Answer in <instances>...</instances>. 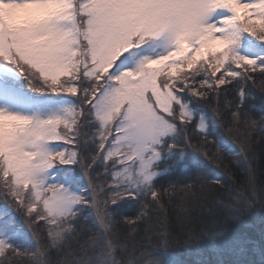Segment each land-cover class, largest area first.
Masks as SVG:
<instances>
[{
    "label": "snow or ice",
    "instance_id": "1",
    "mask_svg": "<svg viewBox=\"0 0 264 264\" xmlns=\"http://www.w3.org/2000/svg\"><path fill=\"white\" fill-rule=\"evenodd\" d=\"M261 145L264 0H0V264H264Z\"/></svg>",
    "mask_w": 264,
    "mask_h": 264
},
{
    "label": "trees",
    "instance_id": "2",
    "mask_svg": "<svg viewBox=\"0 0 264 264\" xmlns=\"http://www.w3.org/2000/svg\"><path fill=\"white\" fill-rule=\"evenodd\" d=\"M257 103H259V101H257ZM259 148L261 149L260 151V157L258 160V170L260 169H264V145L259 146ZM241 168L244 167L243 161H241Z\"/></svg>",
    "mask_w": 264,
    "mask_h": 264
}]
</instances>
